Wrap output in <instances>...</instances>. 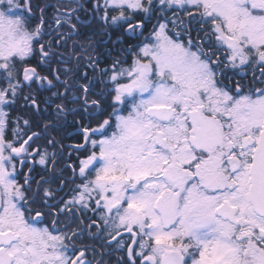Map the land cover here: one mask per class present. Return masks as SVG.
<instances>
[{"label":"snow or ice","instance_id":"6c2138e0","mask_svg":"<svg viewBox=\"0 0 264 264\" xmlns=\"http://www.w3.org/2000/svg\"><path fill=\"white\" fill-rule=\"evenodd\" d=\"M0 264H264V0H0Z\"/></svg>","mask_w":264,"mask_h":264}]
</instances>
